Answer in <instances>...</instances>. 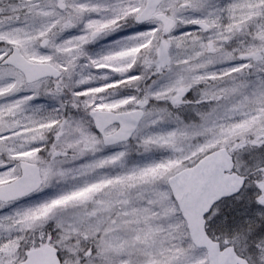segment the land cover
I'll use <instances>...</instances> for the list:
<instances>
[{"label": "snow or ice", "instance_id": "snow-or-ice-1", "mask_svg": "<svg viewBox=\"0 0 264 264\" xmlns=\"http://www.w3.org/2000/svg\"><path fill=\"white\" fill-rule=\"evenodd\" d=\"M0 264H264V0H0Z\"/></svg>", "mask_w": 264, "mask_h": 264}]
</instances>
